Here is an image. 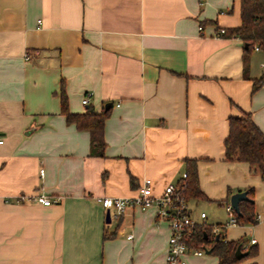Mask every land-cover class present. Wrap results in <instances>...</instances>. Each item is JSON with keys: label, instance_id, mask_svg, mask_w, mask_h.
I'll return each mask as SVG.
<instances>
[{"label": "crops", "instance_id": "1", "mask_svg": "<svg viewBox=\"0 0 264 264\" xmlns=\"http://www.w3.org/2000/svg\"><path fill=\"white\" fill-rule=\"evenodd\" d=\"M241 1L0 0V264H166L171 231L154 207L107 222L99 199L135 197L146 179L160 194L186 159L203 193L192 216L227 240L249 234L258 252L239 264H264V180L224 149L232 116L264 133V51L228 34ZM63 88L74 113L112 103L103 156L63 114ZM248 188L257 222L224 227ZM39 193L53 203L19 198Z\"/></svg>", "mask_w": 264, "mask_h": 264}, {"label": "trees", "instance_id": "2", "mask_svg": "<svg viewBox=\"0 0 264 264\" xmlns=\"http://www.w3.org/2000/svg\"><path fill=\"white\" fill-rule=\"evenodd\" d=\"M241 17V25L229 30L228 34L240 37L244 44H247V51L255 45L264 51V0H242ZM258 85L259 82H256L255 88ZM61 97L62 112L66 115L67 120L70 123H75L79 129L88 130L91 134V153L103 156L106 147L105 123L110 116V110L99 113L92 105H89L85 112L74 113L69 109L68 97L64 88ZM224 149L227 160L244 161L251 164L256 167L264 180V133L253 121L250 113L245 112L242 116L229 118V133L224 140ZM185 163L187 172L185 193L188 198L202 197L197 160L186 159ZM247 191L250 200H243L239 203L240 213H236L238 224H255L257 222L254 202L251 197L253 189L248 188ZM217 235H213L211 228L206 224L198 225L193 237L189 239V244L197 247H209L219 257L220 264H239L257 255V246L252 244L244 248L248 254L239 259L235 252L239 244H241V248L243 247L244 241L227 240L222 233L218 239Z\"/></svg>", "mask_w": 264, "mask_h": 264}, {"label": "built area", "instance_id": "3", "mask_svg": "<svg viewBox=\"0 0 264 264\" xmlns=\"http://www.w3.org/2000/svg\"><path fill=\"white\" fill-rule=\"evenodd\" d=\"M225 32V29H220ZM258 49V47H255ZM30 56V53H27ZM90 96L86 95L83 99L85 105L90 104ZM4 139L0 136V144L4 143ZM45 169H41L43 175ZM187 172L182 174L181 179L177 183H169L166 185L162 193L154 192L153 180L146 179L139 187V193L135 197H111L106 196L99 199L103 207L111 210V216L120 218L127 213V210L133 206H140L144 209L154 207L157 217L168 222L171 235L169 239L168 255L166 264H186V256L188 254L203 255L206 252L205 247L191 246L189 239L194 235L195 228L199 222L192 216L189 206V198L185 193ZM20 200H33L45 205H50L53 200L44 193L35 195H20ZM226 211L228 221L224 227L235 225L237 223L236 211L231 203H227ZM202 217L206 218V213H202ZM220 228L216 227L215 231ZM133 235H130L132 237ZM255 239L251 240V243ZM247 247V246H246Z\"/></svg>", "mask_w": 264, "mask_h": 264}, {"label": "water", "instance_id": "4", "mask_svg": "<svg viewBox=\"0 0 264 264\" xmlns=\"http://www.w3.org/2000/svg\"><path fill=\"white\" fill-rule=\"evenodd\" d=\"M245 46H247V44H245ZM111 106H112V103H107L106 104V110H109ZM243 200H250V198L248 196V191H246V190L237 191L230 196V203L234 207L237 214L240 213L239 203ZM106 216H107V222H111L112 216H111V210L110 209L107 210ZM217 238L218 239L220 238V234L217 235ZM205 249H206L207 253L212 252V249H210V248L205 247ZM247 254H248V251L242 250L241 244H239L237 246V249L235 252L236 257L240 259V258L246 256Z\"/></svg>", "mask_w": 264, "mask_h": 264}, {"label": "rangeland", "instance_id": "5", "mask_svg": "<svg viewBox=\"0 0 264 264\" xmlns=\"http://www.w3.org/2000/svg\"><path fill=\"white\" fill-rule=\"evenodd\" d=\"M223 213H225L224 210H223ZM241 236H242V239H237V240H243L246 243L245 245L247 247H249L250 246V244L248 242L249 241V234H242Z\"/></svg>", "mask_w": 264, "mask_h": 264}]
</instances>
